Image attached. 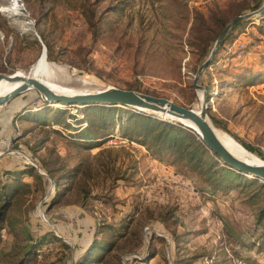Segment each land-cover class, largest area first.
I'll list each match as a JSON object with an SVG mask.
<instances>
[{
  "label": "rangeland",
  "instance_id": "374dc122",
  "mask_svg": "<svg viewBox=\"0 0 264 264\" xmlns=\"http://www.w3.org/2000/svg\"><path fill=\"white\" fill-rule=\"evenodd\" d=\"M263 3L0 0V73L31 76L46 47L48 69L38 78L75 94L135 88L199 110L194 79L203 49L219 36L218 20L229 23ZM234 28L199 83L211 97L213 126L264 162V12ZM103 109L52 105L34 88L0 106V189L17 186L0 264H15L29 232L39 242L45 230L26 264H77L85 255L83 264H143L154 254L150 264H264L263 181L226 173L210 151L193 165L192 140L202 138L184 120ZM129 112L194 136L155 154L136 140L143 121ZM29 166L42 179L6 173ZM95 240L102 245L94 251Z\"/></svg>",
  "mask_w": 264,
  "mask_h": 264
},
{
  "label": "water",
  "instance_id": "95a60500",
  "mask_svg": "<svg viewBox=\"0 0 264 264\" xmlns=\"http://www.w3.org/2000/svg\"><path fill=\"white\" fill-rule=\"evenodd\" d=\"M263 12L264 3L260 8L254 11L238 15L229 23H227V25L224 27V29L218 36L209 56L199 66L194 79V87L197 90L203 92V98L199 110L178 104L166 97H159L137 90L122 89L117 87H108L97 92L88 93H57L44 82H42L40 78L34 76H17V72L11 74L0 73V82L3 79L8 80L9 82L22 81V84L16 89H14L12 92L4 96H0V106L6 105L10 100L15 98L16 96L34 88L41 93V96L44 101L52 105L62 104L64 106H129L139 109H147L156 112L167 113L178 119L187 120L193 123L199 129L203 142L212 152L219 156L220 160L225 166L241 174L252 178H257L264 182V164H250L236 157L217 137L213 127V123L208 117V107L211 97L208 93L207 88L199 83L200 75L202 74L204 69L210 65L218 48L223 44L229 32L239 23L251 19L256 15H260ZM42 54L45 55L47 59L48 52L46 47H44ZM39 173L44 174L41 172Z\"/></svg>",
  "mask_w": 264,
  "mask_h": 264
},
{
  "label": "trees",
  "instance_id": "16d2710c",
  "mask_svg": "<svg viewBox=\"0 0 264 264\" xmlns=\"http://www.w3.org/2000/svg\"><path fill=\"white\" fill-rule=\"evenodd\" d=\"M259 7H260V4L255 5V7L253 6V8H254L253 10H255ZM218 24L220 26V31L218 32V35H220V33L222 32L224 27L227 25V23L223 19H219ZM240 24L241 23H239L237 26H239ZM230 37H231V32H229L226 39H229ZM210 50H211L210 48L203 49L201 57L202 58L208 57L210 54ZM217 52H218V50H217ZM217 52H216V54H217ZM130 89H135V88H130ZM136 90L141 91L140 89H136ZM152 95H154V94H152ZM155 96H158V95H155ZM92 107H97V108L102 110L106 106L92 105ZM115 108H117V106H109V107H107V109H103V110L106 111V110L115 109ZM110 111H113V110H110ZM122 111H126V110H122ZM129 113H131L133 115L132 120H134L135 117L138 116L143 121L142 124L139 126L140 132L138 133V137L136 138V140H138L139 143H141L142 145L146 146L148 150L155 151V154H162V153L164 154L165 152H168V151H175L179 147L180 143H182L181 141L184 138H187L189 136L190 137L194 136L193 134H191L189 132L190 128H185L181 125H175V124H173V122H167V121L161 120L160 118L158 119L157 117L151 116L150 114H145V113H141V112H138V114H136L137 112H129ZM102 118H104V117H102ZM164 126H165V128H164ZM101 128H104V126H102ZM125 134L128 135L127 133H125ZM94 137L96 139H98V138H101L102 136H100V134H96ZM132 139L135 140L134 138H132ZM192 142L193 143L195 142L196 146H191V148H192L191 151L195 150L194 153L199 154V161L195 162V164H193V165H195V166L198 165V163L203 159V157H202L203 154L208 153V151H210L216 157L219 158V156L217 154H215L214 152H212L201 139H194V137H193ZM246 147L249 150H253V149H250L251 147H248V146H246ZM207 163L209 164L210 162L207 161ZM222 169L224 171H226V173H228V174L232 173L233 175H235L239 178L245 177L241 173H239V172H237L231 168H228V169L222 168ZM22 172H24L25 175H30V176L36 175L38 177V179H42L41 175H39L38 173L35 174V172H36L35 166H29L25 170H22L21 172H16V171H11V170L6 171V173H8L7 175L10 176L11 178L16 177L18 174H21ZM253 179H257V178H253ZM249 181L250 182H252V181L256 182V180H249ZM56 184H57V182H56ZM16 190H17V186H14L13 184H11V182H5L0 189V259H1V253H2L1 243L3 241V230L5 228L4 223H5V218H6V212L11 205V200L14 197L13 194L16 192ZM57 195H58V197L61 196V192L58 191ZM261 213L262 214H261L260 218H263L264 209H262ZM48 233L49 232L47 230L43 231V234H45V235H43V238H41V240L38 242L32 238V236L29 232L27 243L25 245H23L22 248L19 249V252L24 251L23 256L19 260H17L15 264H26V262L29 259H32V255L36 253L37 247H39L41 245L40 243H43L42 241L46 239L45 236ZM260 238L264 239V233ZM99 245H102V243H99L97 240H95L92 243V250L95 251V249ZM259 246H261V243H259ZM152 257H155V254L150 256V258L142 260L143 261L142 263L143 264H150V260ZM86 260H87V258L85 255L81 260H79L77 262V264H83V263H85L84 261H86ZM175 264H192V262L188 261V260H186V261H184V260L180 261L179 260ZM240 264H249V261L247 259H243ZM254 264H258V263L254 262Z\"/></svg>",
  "mask_w": 264,
  "mask_h": 264
},
{
  "label": "bare ground",
  "instance_id": "6f19581e",
  "mask_svg": "<svg viewBox=\"0 0 264 264\" xmlns=\"http://www.w3.org/2000/svg\"><path fill=\"white\" fill-rule=\"evenodd\" d=\"M48 64H47V60L45 55H43L39 61V64L37 66V68L35 69V71L33 72V74L31 76L34 77H39V75L41 73H43L45 70H47L48 68ZM51 69V68H50ZM17 76H21V77H28L25 76L24 74H17ZM42 80V79H41ZM42 82H44L46 85H48L50 88H52L55 92L57 93H64V94H75L61 86L58 85H54L53 83L46 81V80H42ZM22 84V81H18V82H9L6 79H3L0 82V96H4L10 92H12L14 89H16L18 86H20ZM84 93V92H83ZM87 93V92H86ZM201 94V98H203V92L200 93ZM214 100V99H213ZM157 113V112H156ZM185 124L192 127L193 129H195L197 131V133L200 135V131L199 129L190 121L184 120ZM214 127V126H213ZM215 133L217 135V137L219 138V140L238 158L250 163V164H264V162H262L259 158H257L254 154L250 153L249 151H247L244 147H242L241 145H239L237 142H235V140L229 136L228 134H226V132L220 131L218 129H216L214 127Z\"/></svg>",
  "mask_w": 264,
  "mask_h": 264
}]
</instances>
